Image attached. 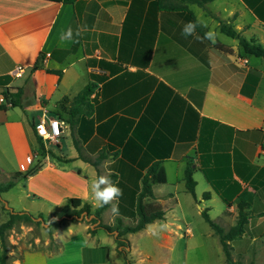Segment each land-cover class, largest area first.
<instances>
[{
	"label": "crops",
	"instance_id": "crops-1",
	"mask_svg": "<svg viewBox=\"0 0 264 264\" xmlns=\"http://www.w3.org/2000/svg\"><path fill=\"white\" fill-rule=\"evenodd\" d=\"M186 5L195 19L206 23L204 32L217 33L215 43L204 39L198 28L193 36L181 35L183 25L194 20ZM221 24L264 45V0H212L204 5L183 0H0V76L9 80L0 84V104L7 106L0 113L6 120L9 109L19 108L33 131L44 114L58 118L63 133L53 151L71 159L61 161L49 152L42 158L37 150L43 164L25 178L31 188L36 185L35 193L47 195L65 187L70 193L54 192L51 198L56 200L48 199L51 206L60 210L69 198L79 197L95 209L92 181L99 175H114L110 178L118 182L123 195L112 202L118 213L109 205L102 213L103 222L110 224L120 217L125 224H135L136 198L147 163L163 160L166 182L154 184L153 201L163 207L165 216L144 228L166 223L175 226L170 233L184 229L185 236L194 237L191 220L184 225L170 221L167 209L177 204L184 217L195 203L201 215L205 210L210 216L213 202L220 201L225 207L218 218L228 224L233 221L232 226L237 207L244 202L251 215L241 239L248 233L253 240L262 235L264 61L252 63L239 40L222 32ZM83 26L87 31L77 37ZM68 28L72 38L61 41V32ZM220 34L233 43L223 42ZM18 66L24 67L21 77L13 75ZM91 82L89 113L72 117L74 97ZM5 87L21 91L19 105L7 100ZM62 145L67 153L61 151ZM102 150L106 156L98 167L83 158L95 159ZM56 160L64 165L58 166ZM67 163L78 170L67 168ZM188 163L195 168L196 196L186 187ZM200 179L203 188L197 195ZM212 183H217L230 205ZM206 191L208 199L203 196ZM7 210L9 204L0 206V215H7ZM66 220L60 221L63 226L58 230L52 228L46 241L50 244L52 238L56 247H17L18 253L9 247L5 263L0 239V264L124 263L115 234H91L86 221ZM60 230L68 240L77 241L65 247ZM139 254L141 264L150 256Z\"/></svg>",
	"mask_w": 264,
	"mask_h": 264
},
{
	"label": "rangeland",
	"instance_id": "rangeland-1",
	"mask_svg": "<svg viewBox=\"0 0 264 264\" xmlns=\"http://www.w3.org/2000/svg\"><path fill=\"white\" fill-rule=\"evenodd\" d=\"M220 39L229 44L233 43L232 38L225 34H220ZM248 58L254 64H256V60L264 61L263 58L252 55H249ZM21 81L22 80L18 82L21 83ZM20 113L19 108H11L5 114L7 115L6 120L4 119V114L0 113V182H6L18 171L26 173L33 170L35 163H37L36 165L38 166L42 165L43 162L40 156L36 155L37 150L43 155L42 158L47 157V151H53V146L47 145L46 143H44L45 150L38 147V142L30 121H27L26 116L24 115L22 117ZM68 145L72 146V143L69 142ZM63 146L64 145H62L61 151L67 153V148H63ZM29 157H32L33 160H29ZM37 160L38 162H36ZM48 161L54 162L52 158H48ZM55 162L58 166L64 165V163L57 160ZM22 164L25 166L24 169H22ZM67 168L78 170L73 163H67ZM196 177L200 178L199 176ZM199 182L197 195H201L203 188L201 179ZM35 188L36 185L31 188L29 183L24 178H21L13 188L2 192L0 195L1 207L7 206V202L10 209L14 211L30 210L33 212V215L37 217V220H43V222L40 223L36 221L16 222L13 228L7 231V249H9V247H14L16 250L17 247H43L51 249L57 246L55 240L51 241L50 244H46V241L50 237L47 227L51 226L53 229L58 230L63 226L60 222L61 220L56 218L49 219L47 212L49 210L52 212L56 211L57 205L53 204L51 206V202L48 199L56 200L51 198L54 192L63 191L65 192L64 194H69L70 192H67L65 187H60L62 190L57 189V191H50L47 195H41L35 193ZM189 197L193 199L192 196ZM1 201H4L5 204H1ZM224 207L222 202L214 201L210 216L225 229H229L233 221L228 224L218 218L223 217L222 210ZM198 208L199 205L193 203V206L191 205V207L185 211L187 215H184V217L181 215V211L177 204L171 209H167V218L170 221L182 223L184 225V221L191 220L190 226L194 229V237L185 236L184 229L177 230L178 233H183L182 237H180L178 233L174 235L173 232L170 233L169 229H174L175 226L170 224L167 225L166 223L153 226L151 231L149 228H144L130 235L129 239L132 249L126 251L127 254L120 252L125 260L123 264H141L139 261L140 251L150 254L148 258L145 257L147 260L142 264H155L157 262L158 264H226V256L221 247L222 245L219 237L212 232L210 224L201 213L198 212ZM248 212L249 215H251L249 210ZM40 213L42 217L38 216ZM174 216L180 218H174ZM7 217L8 214L4 216L0 215V219L3 218V220L7 219ZM87 218L88 216H84L82 220L88 223L90 220ZM229 220L233 219L230 218ZM98 231H100L102 235L106 232L102 229ZM59 232L60 241L62 244H65V247H69L71 243L77 241L76 238L68 240L64 231L60 230ZM251 236L252 234L248 233L244 238L241 239L240 237V239L238 238L235 240L236 247L233 248L232 246V257L245 264H264V233L258 235L256 240H253ZM127 259L129 261H127Z\"/></svg>",
	"mask_w": 264,
	"mask_h": 264
},
{
	"label": "trees",
	"instance_id": "trees-1",
	"mask_svg": "<svg viewBox=\"0 0 264 264\" xmlns=\"http://www.w3.org/2000/svg\"><path fill=\"white\" fill-rule=\"evenodd\" d=\"M50 1H58V2H73L75 0H50ZM188 2H196L200 5H204L207 2H210L212 0H183ZM185 10L189 13V15L192 17V19H195V16L191 10H189L188 6H183ZM199 31H201L202 34H204V28L199 27ZM220 29L222 32L226 33L227 35L237 38L239 40L240 45L243 47L244 51L247 54L254 55L257 57H263L264 58V45L257 42L253 39H248L245 36L241 35L240 33H237L236 30H234L232 27L228 26L227 24H221ZM5 80H2V79ZM7 76L1 77L0 76V84L2 86L6 85L8 83ZM93 91V84L92 82L88 84L83 90H81L73 99L72 108L70 111V114L72 117L81 115L82 113H89V97ZM3 94L7 98V100L13 105L17 106L19 105V98L21 91L18 90L17 92L10 91L9 87H5L3 90ZM83 106H86V110L84 111ZM7 106L4 103L0 104V109H5ZM35 136L37 138L38 146L42 150H45V144L42 140V138L38 135L37 131L34 129ZM50 153L53 157L58 158L61 161H70V158L63 157L60 155H57L54 151H47V153ZM83 156V155H82ZM106 155L104 154V151L102 150L95 159L85 157V160L91 161L96 167H98V164L103 160V158ZM152 162V163H151ZM163 160H154L148 162V167H146V172L142 175V186L140 191L137 194L136 198V216L137 221L135 224H125L123 219L120 217H116L113 223L107 224L103 222L102 219V213L103 211L109 206L105 205L104 207H96L95 209L92 208V205L88 202H83V200L79 197H72L67 200L65 205L60 209L51 212L48 217L56 218L61 221H64L69 218H77L84 214L85 216L91 217L90 221L88 223L91 224L88 231L91 234H95L98 230L102 229L108 233L115 234V240L117 242V248L120 252H123L124 254H127V249H130L131 242L128 238L124 237L125 234L128 233H135L143 229L148 223L153 222L156 219H162L165 216V210L163 207L157 203H155L153 200L155 198L154 192H153V186L156 183H163L166 182V173L165 169L163 167ZM150 164V165H149ZM39 166H34V169L23 173L21 171H18L14 173L13 177L7 180L6 182H0V195L4 191H8L9 189L13 188L18 181L21 178H27L30 174L34 173L36 170H38ZM195 168L192 163H188L186 171H185V180H186V187L187 190L193 195H195V186L197 184L196 180L193 177V172ZM111 178L114 177V175L110 176ZM208 179L210 177L207 176ZM214 188L219 190L222 199L230 205V199L226 196V194L222 193L221 189L218 187L217 183H212ZM204 198L208 199L210 198V192L206 191L203 194ZM246 203L242 202L239 203L237 207V217L235 223L230 226L229 229H225L222 225H220L217 221L213 220L207 211L203 210L202 215L205 218V220L210 224L211 228L214 230L215 234L218 235L220 243L222 245V249L224 251V254L226 256V264H245L240 260H235L232 257L231 250L232 245L231 241L240 238L243 236L246 225L249 221V212L246 209ZM8 217L4 221L0 222V239L3 245V256L2 261L5 263L6 259V253H7V247H6V235L7 231L11 228H13L14 224L18 221H36L38 223L43 222V220L39 221L37 220V217L33 215L28 210H19L14 211L13 209L7 210ZM39 217H42V214L40 213L38 215ZM47 231H49L50 236L52 235V227L48 226ZM52 241V238H51ZM127 261H129L127 259ZM130 263V262H129Z\"/></svg>",
	"mask_w": 264,
	"mask_h": 264
},
{
	"label": "clouds",
	"instance_id": "clouds-1",
	"mask_svg": "<svg viewBox=\"0 0 264 264\" xmlns=\"http://www.w3.org/2000/svg\"><path fill=\"white\" fill-rule=\"evenodd\" d=\"M199 27H207L206 23L199 18L193 21L185 23L181 29V35L185 38L196 34V30ZM87 31V27L83 26L77 29L76 36L80 37ZM73 36V31L68 28L66 32H61L60 40H68ZM204 39L215 43L217 39V33L213 30H209L204 33ZM123 195V190L118 186V182L113 180L107 175L97 176L90 185V196L93 201L94 207H104L105 205H111V210L114 214L118 213V205L112 202L117 200L118 197ZM153 226H149V230H152ZM166 227V226H165ZM155 234V233H154Z\"/></svg>",
	"mask_w": 264,
	"mask_h": 264
},
{
	"label": "built area",
	"instance_id": "built-area-1",
	"mask_svg": "<svg viewBox=\"0 0 264 264\" xmlns=\"http://www.w3.org/2000/svg\"><path fill=\"white\" fill-rule=\"evenodd\" d=\"M23 73L24 67L22 66H18L13 70V75L15 77H21ZM36 131L44 143L47 145H56L59 143L63 133L62 122L56 117L44 114L40 117L39 122L36 125ZM24 168L25 166L22 164V169Z\"/></svg>",
	"mask_w": 264,
	"mask_h": 264
},
{
	"label": "water",
	"instance_id": "water-1",
	"mask_svg": "<svg viewBox=\"0 0 264 264\" xmlns=\"http://www.w3.org/2000/svg\"><path fill=\"white\" fill-rule=\"evenodd\" d=\"M7 206H8V204H7ZM85 215L84 214H82L81 216H79V217H77V218H79V219H83V217H84ZM88 220H90L91 219V217H88L87 218Z\"/></svg>",
	"mask_w": 264,
	"mask_h": 264
}]
</instances>
